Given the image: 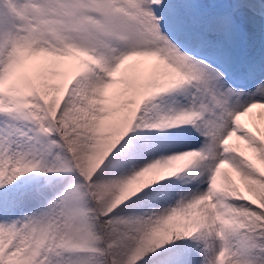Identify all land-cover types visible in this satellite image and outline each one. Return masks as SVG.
Masks as SVG:
<instances>
[{
  "label": "snow or ice",
  "instance_id": "1",
  "mask_svg": "<svg viewBox=\"0 0 264 264\" xmlns=\"http://www.w3.org/2000/svg\"><path fill=\"white\" fill-rule=\"evenodd\" d=\"M0 264H264V0H0Z\"/></svg>",
  "mask_w": 264,
  "mask_h": 264
}]
</instances>
